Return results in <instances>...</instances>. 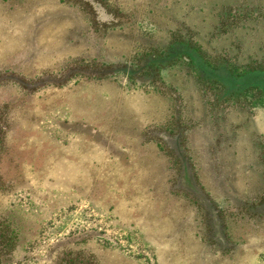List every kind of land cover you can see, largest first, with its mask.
I'll use <instances>...</instances> for the list:
<instances>
[{"label": "rangeland", "instance_id": "1", "mask_svg": "<svg viewBox=\"0 0 264 264\" xmlns=\"http://www.w3.org/2000/svg\"><path fill=\"white\" fill-rule=\"evenodd\" d=\"M188 34L245 71L264 62V0H0L8 264H264V95L163 62Z\"/></svg>", "mask_w": 264, "mask_h": 264}, {"label": "trees", "instance_id": "2", "mask_svg": "<svg viewBox=\"0 0 264 264\" xmlns=\"http://www.w3.org/2000/svg\"><path fill=\"white\" fill-rule=\"evenodd\" d=\"M189 39L187 41H181L180 39L175 41L174 44L169 48L168 54L163 58V62L178 60L180 57L190 63L195 69L197 76L203 84L215 85L222 91L223 98H231L239 95H247L251 92H257L260 95H264V62H252L245 66V71L238 72L234 69L232 62L229 60L232 57H222L211 53L209 49L205 48L204 45L196 40L194 36L188 34ZM206 51L211 55L210 61L204 59ZM217 56L223 60L217 61ZM145 65L142 67V71H148L150 76L156 77L155 65L159 62L156 59H145ZM126 66H122V68ZM129 66L128 71L124 73L133 81L139 80V73L135 67L132 72ZM136 70V71H135ZM80 72V71H77ZM81 73V72H80ZM83 74V73H82ZM114 69L109 66L103 67L101 71L92 70L88 75L98 78L100 80L106 79L112 75H116ZM137 83V82H136ZM262 144V142H261ZM17 232L11 228V224L7 217L0 216V245L6 244V250L3 248L0 251V264H8L12 253L17 244ZM11 249V250H10ZM60 264H100L96 256L88 254L84 250L65 252Z\"/></svg>", "mask_w": 264, "mask_h": 264}]
</instances>
